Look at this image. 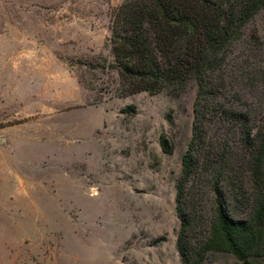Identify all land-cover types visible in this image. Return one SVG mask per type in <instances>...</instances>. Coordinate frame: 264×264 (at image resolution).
<instances>
[{"label": "rangeland", "instance_id": "374dc122", "mask_svg": "<svg viewBox=\"0 0 264 264\" xmlns=\"http://www.w3.org/2000/svg\"><path fill=\"white\" fill-rule=\"evenodd\" d=\"M121 4L0 0V264H183L176 183L197 86L121 95L110 42ZM226 75L229 102L259 126L264 10Z\"/></svg>", "mask_w": 264, "mask_h": 264}, {"label": "trees", "instance_id": "16d2710c", "mask_svg": "<svg viewBox=\"0 0 264 264\" xmlns=\"http://www.w3.org/2000/svg\"><path fill=\"white\" fill-rule=\"evenodd\" d=\"M262 10L264 0H122L113 13L121 95H178L197 86L176 183L183 264H206L218 253L241 264L264 261V120L251 126L229 102L226 75L232 48ZM216 125L223 133L212 136Z\"/></svg>", "mask_w": 264, "mask_h": 264}]
</instances>
